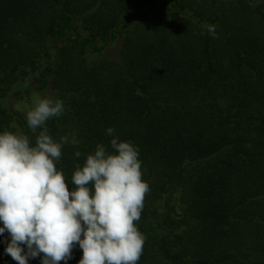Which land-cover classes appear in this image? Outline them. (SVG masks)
Returning a JSON list of instances; mask_svg holds the SVG:
<instances>
[{
	"label": "trees",
	"instance_id": "obj_1",
	"mask_svg": "<svg viewBox=\"0 0 264 264\" xmlns=\"http://www.w3.org/2000/svg\"><path fill=\"white\" fill-rule=\"evenodd\" d=\"M158 1L0 0V98L22 81L63 101L47 127L79 139L56 165L70 190L74 164L97 143L137 146L150 187L138 264H264V6ZM120 38L119 55L101 56ZM5 130L35 140L25 114L0 106ZM6 237L0 264H17ZM81 257L76 246L67 264Z\"/></svg>",
	"mask_w": 264,
	"mask_h": 264
},
{
	"label": "clouds",
	"instance_id": "obj_2",
	"mask_svg": "<svg viewBox=\"0 0 264 264\" xmlns=\"http://www.w3.org/2000/svg\"><path fill=\"white\" fill-rule=\"evenodd\" d=\"M204 27L215 37V25ZM64 111L61 99L35 95L25 114L34 142L23 131L0 132V236L7 233L5 253L17 264L36 258L41 264H67L78 246V264H138L146 238L137 222L150 191L139 150L115 138L109 127L107 135L114 137L110 145L97 143L82 164H74L70 190L56 165L64 145L78 141L69 135L55 140L47 127V121Z\"/></svg>",
	"mask_w": 264,
	"mask_h": 264
},
{
	"label": "rangeland",
	"instance_id": "obj_3",
	"mask_svg": "<svg viewBox=\"0 0 264 264\" xmlns=\"http://www.w3.org/2000/svg\"><path fill=\"white\" fill-rule=\"evenodd\" d=\"M165 0H159L158 1V6H162V4L164 3ZM262 6H264V0H260ZM79 29H80V33L84 38L89 37V33H87L84 30L83 27V23L80 22L79 23ZM121 44H122V38L118 39L115 43H113L109 48H106L105 50H103L101 56H117L119 55L120 51H121ZM50 52L52 54L53 57V62L56 61L57 59V53H58V48L57 47H50ZM35 95H39L41 97H51V98H58L55 93H53L51 91V89H39L38 87H36L35 85L31 84L30 82H22L19 81L17 83H15L12 88L9 90V92L7 93V95L5 97L0 98V106H2L3 108H8V109H12L15 111H18L22 114H26V111L32 106V101H33V97ZM65 135H69V139L71 140L72 137H74L78 143H79V139L76 135V132L74 129H70V131H63V133L61 135H59V137L57 138V140H59V138L61 136H65ZM68 144H72V143H68ZM77 144V143H76ZM179 195H176V197H178ZM170 207H174V214L177 216L182 214L181 213V206L179 203L173 202L171 204H169ZM170 207H166L167 209L165 210H169ZM167 212V211H166ZM28 264H38V260L36 259H30Z\"/></svg>",
	"mask_w": 264,
	"mask_h": 264
}]
</instances>
